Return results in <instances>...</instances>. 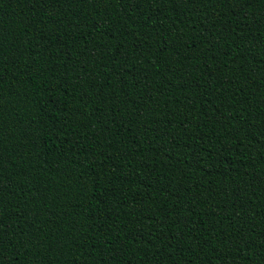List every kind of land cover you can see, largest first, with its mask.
<instances>
[{
  "label": "trees",
  "instance_id": "16d2710c",
  "mask_svg": "<svg viewBox=\"0 0 264 264\" xmlns=\"http://www.w3.org/2000/svg\"><path fill=\"white\" fill-rule=\"evenodd\" d=\"M0 264H264V0H0Z\"/></svg>",
  "mask_w": 264,
  "mask_h": 264
}]
</instances>
